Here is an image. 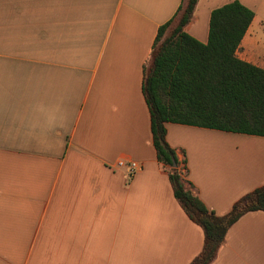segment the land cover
<instances>
[{
  "label": "crops",
  "instance_id": "obj_1",
  "mask_svg": "<svg viewBox=\"0 0 264 264\" xmlns=\"http://www.w3.org/2000/svg\"><path fill=\"white\" fill-rule=\"evenodd\" d=\"M231 1L198 0L186 31L207 42ZM239 1L255 14L236 54L264 69V0ZM183 2L0 0V264L200 254L203 228L157 158L143 93L158 29ZM167 139L218 215L264 185V136L167 123ZM210 264H264V211L234 223Z\"/></svg>",
  "mask_w": 264,
  "mask_h": 264
},
{
  "label": "trees",
  "instance_id": "obj_2",
  "mask_svg": "<svg viewBox=\"0 0 264 264\" xmlns=\"http://www.w3.org/2000/svg\"><path fill=\"white\" fill-rule=\"evenodd\" d=\"M197 2L184 0L159 27L143 93L157 158L168 170L175 197L204 231L203 249L190 264H210L234 223L248 212L264 211V185L240 197L228 213L216 214L187 185V160H180L169 144L167 123L264 136V69L236 54L254 11L239 0L215 8L204 43L185 29Z\"/></svg>",
  "mask_w": 264,
  "mask_h": 264
},
{
  "label": "built area",
  "instance_id": "obj_3",
  "mask_svg": "<svg viewBox=\"0 0 264 264\" xmlns=\"http://www.w3.org/2000/svg\"><path fill=\"white\" fill-rule=\"evenodd\" d=\"M121 165L123 164V162H119ZM129 166H130V171L132 172V173H134L135 171H137L138 169H139V165H138V163L137 162H134V161H132V162H130L129 163Z\"/></svg>",
  "mask_w": 264,
  "mask_h": 264
},
{
  "label": "rangeland",
  "instance_id": "obj_4",
  "mask_svg": "<svg viewBox=\"0 0 264 264\" xmlns=\"http://www.w3.org/2000/svg\"><path fill=\"white\" fill-rule=\"evenodd\" d=\"M174 25H175V24H172V25H171V27L169 28V30H168V32H167L166 35H168V34L171 32V30H172V28L174 27ZM182 172L184 173V169H183V168H182Z\"/></svg>",
  "mask_w": 264,
  "mask_h": 264
},
{
  "label": "water",
  "instance_id": "obj_5",
  "mask_svg": "<svg viewBox=\"0 0 264 264\" xmlns=\"http://www.w3.org/2000/svg\"><path fill=\"white\" fill-rule=\"evenodd\" d=\"M174 166H177V162L176 161H174Z\"/></svg>",
  "mask_w": 264,
  "mask_h": 264
}]
</instances>
